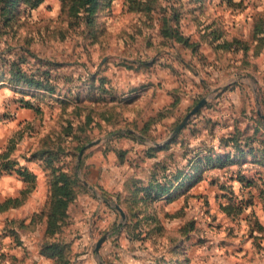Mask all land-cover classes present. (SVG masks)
<instances>
[{
    "label": "rangeland",
    "instance_id": "obj_1",
    "mask_svg": "<svg viewBox=\"0 0 264 264\" xmlns=\"http://www.w3.org/2000/svg\"><path fill=\"white\" fill-rule=\"evenodd\" d=\"M86 1L0 0V263L264 264V0Z\"/></svg>",
    "mask_w": 264,
    "mask_h": 264
},
{
    "label": "crops",
    "instance_id": "obj_2",
    "mask_svg": "<svg viewBox=\"0 0 264 264\" xmlns=\"http://www.w3.org/2000/svg\"><path fill=\"white\" fill-rule=\"evenodd\" d=\"M100 176H102L101 173H99V175L95 174V170H93L92 174L89 175V180H90V177L99 178ZM92 178H91V182L94 181V180H92ZM39 186L40 185H38L37 188L33 192H31L29 194V197H28V200H27V203H30L31 200H34L35 197H36V199L39 200V202L36 201V199H35V202L37 203V205L31 211V213L29 214L30 216H29V219L27 221V224L29 225V231L25 235L28 238H31L33 240H38V241L40 240L41 237H43V236L45 237L48 234L46 232V230H47L46 217L43 218L42 220H40V218H38V217H34V213L40 211L41 207H43L45 205L46 199H47L46 191L43 192V190L40 189L41 187H39ZM16 194H19L17 190H16ZM15 221H18L17 217L15 219H11L10 220V228L12 229V231H13L14 228H17V225L14 224ZM3 224H4V222H3ZM3 231H4V227H3ZM9 233L10 232H8V229H6L5 230V234L3 233L2 238L0 237V244H1V240L3 241L4 237L6 235H9ZM25 236H22V237H25ZM5 239H7V237H5ZM31 245H32V243H31ZM34 245L35 246L32 245L33 249H31V252L33 253L34 257L37 255L38 257L42 258L44 264H54L52 262V259L47 254L42 253L40 251L39 242H38V245H36V243ZM28 261H30L31 263L35 264V262H34L35 260L34 259H30L29 258ZM0 264H2V263H0ZM17 264H21V263L18 262ZM39 264H43V263L40 262Z\"/></svg>",
    "mask_w": 264,
    "mask_h": 264
},
{
    "label": "trees",
    "instance_id": "obj_3",
    "mask_svg": "<svg viewBox=\"0 0 264 264\" xmlns=\"http://www.w3.org/2000/svg\"><path fill=\"white\" fill-rule=\"evenodd\" d=\"M94 0H88V1H86V3H91V2H93ZM23 174V173H22ZM31 190H29V192H30ZM60 198H61V196H60ZM60 202L62 201V199H60L59 200ZM63 203L66 205L67 204V198L65 199H63ZM49 217V216H48ZM47 217V218H48ZM48 221H47V230H46V232L48 233V234H51L52 233V230H53V228L57 225L56 224V222H55V217H49L48 219H47ZM60 223V222H59Z\"/></svg>",
    "mask_w": 264,
    "mask_h": 264
},
{
    "label": "water",
    "instance_id": "obj_4",
    "mask_svg": "<svg viewBox=\"0 0 264 264\" xmlns=\"http://www.w3.org/2000/svg\"><path fill=\"white\" fill-rule=\"evenodd\" d=\"M204 102H205V99L202 100V101H200V103L195 107V109L192 111L191 114L195 113V112L199 109V107H200ZM97 142H98V141H97ZM97 142L91 143L89 146H91V145H93V144H95V143H97ZM84 149H85V148H84ZM84 149H83V150H84ZM83 150H82V152H83ZM81 155H82V153H81ZM117 207H118V209L121 211L122 215H124V214H123V210L121 209V207H120L119 205H117ZM103 240H104V238L101 239V240L98 242V244H97V249L99 248V246H100V244L102 243Z\"/></svg>",
    "mask_w": 264,
    "mask_h": 264
}]
</instances>
